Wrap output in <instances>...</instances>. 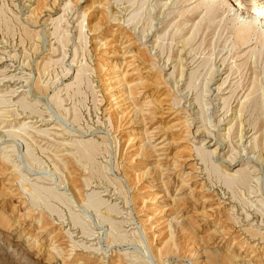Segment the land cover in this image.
<instances>
[{
    "label": "rangeland",
    "instance_id": "374dc122",
    "mask_svg": "<svg viewBox=\"0 0 264 264\" xmlns=\"http://www.w3.org/2000/svg\"><path fill=\"white\" fill-rule=\"evenodd\" d=\"M237 1L0 0V264H264Z\"/></svg>",
    "mask_w": 264,
    "mask_h": 264
},
{
    "label": "bare ground",
    "instance_id": "6f19581e",
    "mask_svg": "<svg viewBox=\"0 0 264 264\" xmlns=\"http://www.w3.org/2000/svg\"><path fill=\"white\" fill-rule=\"evenodd\" d=\"M233 6L234 8H232V10L234 11V16H237V14H239L237 13L238 10H242L241 13L244 14L242 19H239V21L236 22L235 26H233L234 43L236 45H239V48L241 49L248 47L254 37H256L257 42L263 41L264 21L261 22V27H259V22L262 19L261 10H264V6H262V8L260 9L257 8V10L255 7L250 9V7H248L246 4H242L240 1H237V4H234Z\"/></svg>",
    "mask_w": 264,
    "mask_h": 264
}]
</instances>
